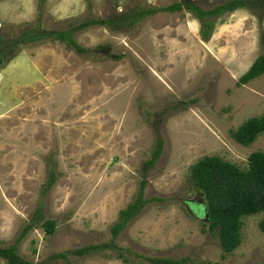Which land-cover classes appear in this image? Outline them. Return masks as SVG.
I'll use <instances>...</instances> for the list:
<instances>
[{
    "label": "rangeland",
    "instance_id": "rangeland-1",
    "mask_svg": "<svg viewBox=\"0 0 264 264\" xmlns=\"http://www.w3.org/2000/svg\"><path fill=\"white\" fill-rule=\"evenodd\" d=\"M187 1L230 0H0L1 247L32 264H264V210L242 216L241 242L225 253L191 178L208 156L247 171L264 153V131L249 145L233 137L264 117V73L240 83L264 54V0L213 15L208 37ZM150 7L136 22L109 20ZM84 22L73 35L85 53L31 39ZM40 210L52 234L27 227Z\"/></svg>",
    "mask_w": 264,
    "mask_h": 264
},
{
    "label": "trees",
    "instance_id": "trees-1",
    "mask_svg": "<svg viewBox=\"0 0 264 264\" xmlns=\"http://www.w3.org/2000/svg\"><path fill=\"white\" fill-rule=\"evenodd\" d=\"M243 0H230L226 4L219 5L211 10H205L186 2L189 8L196 13L201 20L205 37H208V31L211 30L213 19L209 16L217 15L225 10H232ZM168 10H177L180 3L172 4L164 7ZM159 9L150 7L142 10L129 11L123 15L112 17L111 22L132 23L143 19L145 16L157 12ZM108 20V21H109ZM103 24L102 21L93 22V24ZM88 23H81L74 28H66L62 30L43 31L40 35L32 34L31 39L39 37H50L65 42L68 47L75 48L80 53H85L86 49L82 48L74 38V32L84 28ZM35 32V31H34ZM0 55V63L3 61ZM264 73V54L256 58L248 71L241 76L240 83H247L250 80ZM264 131V117L253 118L246 122L241 128L233 133L234 139L243 144H251L257 135ZM154 160V159H153ZM250 169L241 170L235 164L221 160L218 157H206L198 161L193 167L191 178L195 180L197 185L204 193L206 208L208 213V222L211 228L218 231L220 243L225 253L234 251L241 242L240 220L244 215H252L264 210V153L261 151L254 152L249 157ZM141 198L132 204L121 216V220L112 228L113 235L117 236L125 228L127 222L137 212ZM196 206L198 203H191ZM203 206L202 204H199ZM193 206V205H192ZM204 207V206H203ZM194 208V207H193ZM198 215L204 216L198 212ZM42 210L38 211L32 222L28 224V228L40 223L48 234L55 231V221L47 218L42 221ZM264 231V219L260 223ZM110 244H102V248ZM100 245H91L82 249L74 250L77 254L85 255L90 250H98ZM68 252L61 253L62 257H66ZM0 257L6 259L9 264H32L16 251V247L12 246L4 248L0 246ZM148 259L154 264H193L187 260H174L169 258H152ZM203 264V263H199Z\"/></svg>",
    "mask_w": 264,
    "mask_h": 264
},
{
    "label": "flooded vegetation",
    "instance_id": "flooded-vegetation-1",
    "mask_svg": "<svg viewBox=\"0 0 264 264\" xmlns=\"http://www.w3.org/2000/svg\"><path fill=\"white\" fill-rule=\"evenodd\" d=\"M243 1H246V0H243ZM226 4V3H225ZM212 8H214V7H212ZM212 8H209L208 10H211ZM233 10H236V8H234V9H232V10H225V11H233ZM213 16H209L208 18H212Z\"/></svg>",
    "mask_w": 264,
    "mask_h": 264
}]
</instances>
